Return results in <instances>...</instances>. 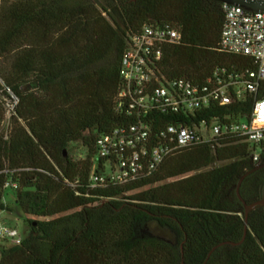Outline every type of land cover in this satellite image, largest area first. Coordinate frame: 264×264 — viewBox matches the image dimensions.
Returning <instances> with one entry per match:
<instances>
[{
    "label": "trees",
    "instance_id": "16d2710c",
    "mask_svg": "<svg viewBox=\"0 0 264 264\" xmlns=\"http://www.w3.org/2000/svg\"><path fill=\"white\" fill-rule=\"evenodd\" d=\"M214 0H0V213L24 218L21 244L0 243V264H264L261 199L264 145L225 133L212 143L177 149L156 171L126 184L91 188L104 172L98 140L140 123L152 147L170 125L250 121L264 83L245 56L220 51L224 10ZM179 30L164 45L166 82L211 89L256 83L257 93L221 106L171 114L130 108L120 69L129 39L144 26ZM164 84V82L162 81ZM208 92H205L206 95ZM16 97L7 120L5 100ZM80 143L86 157L71 156ZM212 146L214 148H212ZM215 162L225 164L210 169ZM10 193V201L5 200ZM244 202V203H243ZM234 244V245H232Z\"/></svg>",
    "mask_w": 264,
    "mask_h": 264
},
{
    "label": "built area",
    "instance_id": "2783aa9c",
    "mask_svg": "<svg viewBox=\"0 0 264 264\" xmlns=\"http://www.w3.org/2000/svg\"><path fill=\"white\" fill-rule=\"evenodd\" d=\"M223 10L220 51L252 59L257 69L249 77L256 83H264V12L249 13L241 7L226 4ZM180 40L179 30L168 25H146L138 35L129 39L120 69L123 81L120 97L130 100V108L148 111L158 106L171 114L192 113L206 108L210 101L221 106L229 105L232 102L230 89L238 98L246 92L257 93V84L251 82L237 85L231 82L222 84L219 80L218 86L210 91L207 87H191L183 80L166 82L159 70L162 49L164 45H175ZM205 92L208 93L204 95ZM11 97V100H5L8 121L18 103L16 97ZM225 133L242 137L251 147L252 161L258 163L264 145V98L255 102L248 122L235 121L226 126L215 121L208 125L205 122L170 125L159 132V143L155 147L151 146V130L143 123L114 130L97 142L99 157L105 160L104 172L97 173L93 169L90 187L134 181L156 171L177 149L212 143ZM22 240L23 235L17 229L3 225L0 220V243L7 241L19 245Z\"/></svg>",
    "mask_w": 264,
    "mask_h": 264
},
{
    "label": "water",
    "instance_id": "95a60500",
    "mask_svg": "<svg viewBox=\"0 0 264 264\" xmlns=\"http://www.w3.org/2000/svg\"><path fill=\"white\" fill-rule=\"evenodd\" d=\"M217 2H220L222 4H226V5H230V6H237V7H241L242 9H244L245 11L249 12V13H260V12H264V0H214ZM264 165H260L255 167L253 170L249 171L248 173H246L239 181L238 184V189H237V193L239 198L242 200V198L240 197V187L242 182L244 181V179L249 176L250 174L254 173L255 171L263 168ZM244 203V202H243ZM245 205V225H246V229H245V235L244 238L246 236L247 233V222H248V215L255 209L263 207L264 208V184L262 186V191H261V199L259 201H257L256 203L247 205L246 203H244ZM234 245V244H232ZM1 258V255H0Z\"/></svg>",
    "mask_w": 264,
    "mask_h": 264
},
{
    "label": "rangeland",
    "instance_id": "374dc122",
    "mask_svg": "<svg viewBox=\"0 0 264 264\" xmlns=\"http://www.w3.org/2000/svg\"><path fill=\"white\" fill-rule=\"evenodd\" d=\"M70 151H71L72 158L75 159L76 161L83 160L86 157V150L85 148L82 147L80 143H76V144L73 143ZM212 161H213V164L210 167V169H214L219 166L225 165V164L216 163L214 156L212 157ZM10 199H11L10 193L8 192L5 200L9 202ZM0 220L2 221L3 225L17 229L21 235L25 236L28 232V227L26 223L24 222V218L17 217L16 215L11 214V213L1 212Z\"/></svg>",
    "mask_w": 264,
    "mask_h": 264
}]
</instances>
